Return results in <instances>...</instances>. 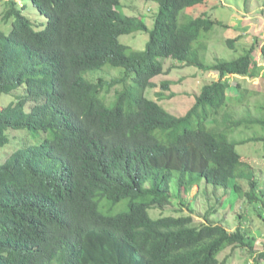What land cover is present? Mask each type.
Here are the masks:
<instances>
[{"label":"trees","instance_id":"1","mask_svg":"<svg viewBox=\"0 0 264 264\" xmlns=\"http://www.w3.org/2000/svg\"><path fill=\"white\" fill-rule=\"evenodd\" d=\"M22 1L0 0V27L11 22L0 29V98L13 95L0 104V150L16 138L0 158V264H224L218 257L229 247L253 252L256 239L242 225L230 233L195 225L191 215L151 218L149 210L172 204L173 178L180 198L200 181L242 196L245 181L248 203L261 201L255 170L236 145L264 146V136L229 139L233 128H264V120L244 117L259 93L223 77L262 70L264 82V41L207 64L203 34L221 24L183 14L206 0H144L158 5L150 30L122 13V0ZM27 4L40 23L24 14ZM138 31L148 36L144 50L120 43ZM239 38L225 41L229 49L237 51ZM177 65L219 76L180 117L159 105L174 96L172 83L153 81ZM105 66L123 73L109 82L87 78ZM102 200L127 207L106 214Z\"/></svg>","mask_w":264,"mask_h":264},{"label":"rangeland","instance_id":"2","mask_svg":"<svg viewBox=\"0 0 264 264\" xmlns=\"http://www.w3.org/2000/svg\"><path fill=\"white\" fill-rule=\"evenodd\" d=\"M19 1L22 6L24 1ZM122 13L128 16L141 18L150 30L153 26V20L158 12V5L155 2L144 0H122ZM202 13H206L211 19L217 21L221 25H215L209 33L203 34L208 40V51L205 54L204 61L211 64L216 60L232 59L242 52V48H248L253 43L255 38L257 42L264 41V0H206L203 4L186 9L183 14L195 18ZM24 14L34 23H40L42 17L35 12L30 4H27V9ZM180 23L189 21L182 19ZM11 25L1 26L0 29L7 31ZM236 44L237 51L229 49L226 45L227 39H235L239 37ZM148 36L146 32L138 31L129 35H122L119 38L120 43L128 46L133 50H144ZM196 41L194 45L198 44ZM254 61L263 65L259 57V53L254 52ZM174 63L171 60L166 61V70L171 68ZM123 73L121 68H111L105 66L102 70H97L88 75L89 80L103 79L111 81L114 78L120 77ZM262 70L257 72L254 77H243L236 75H226L223 80H226L232 87L240 85L244 89H249L258 92L251 99L249 108L244 117H252L255 119L264 120V82L261 79ZM131 78V76H130ZM219 78L217 72H203L194 67H184L177 65L172 68L168 74L161 75L153 79L154 83L162 80L170 81L169 91L174 93V96L169 99H161L159 105L166 109L170 114L180 117L186 114L194 103L195 97L199 95L200 89L210 83H213ZM128 81L131 84V79ZM119 86L113 87L110 93L106 95V100H113L115 90ZM230 90V89H229ZM155 89H148L145 93L148 99H153ZM102 94V95H104ZM168 94V93H167ZM166 94V95H167ZM13 95L2 96L0 104H7ZM242 112L241 109L236 110V113ZM242 115L240 116V118ZM233 134L229 135V139L234 141L248 139L256 136H264V128L258 124L252 125L246 129L243 127L233 128ZM12 137H24L22 132L10 131ZM31 138V137H30ZM16 144V138H12L10 146L0 150V158L3 160L6 154L11 151ZM237 153L246 160L254 168V177L258 181L256 193L260 202L248 203V199L244 193L248 191V185L245 181H239L242 190V196L235 192L233 188L224 189L221 187H213L206 184L204 181L194 183L184 192L183 198L178 196V187L176 179L171 181L170 193L172 196V204L162 210L150 209L151 218L158 216H180L191 215L195 225L218 224L225 228L228 232H234L235 229L242 225L249 235L255 237L256 244L253 252H249L242 248H227L222 252L218 259L224 264H264V258L259 257L264 253V146L259 141H249L243 144L236 145ZM127 202L123 200L121 203L109 206L106 200H102L99 204V210L106 214H114L120 210L126 209ZM209 212V213H208ZM208 213V214H207Z\"/></svg>","mask_w":264,"mask_h":264}]
</instances>
